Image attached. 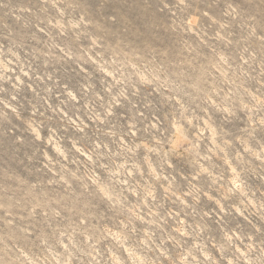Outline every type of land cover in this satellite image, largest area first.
<instances>
[{
    "label": "rangeland",
    "instance_id": "1",
    "mask_svg": "<svg viewBox=\"0 0 264 264\" xmlns=\"http://www.w3.org/2000/svg\"><path fill=\"white\" fill-rule=\"evenodd\" d=\"M264 264V0H0V264Z\"/></svg>",
    "mask_w": 264,
    "mask_h": 264
},
{
    "label": "clouds",
    "instance_id": "2",
    "mask_svg": "<svg viewBox=\"0 0 264 264\" xmlns=\"http://www.w3.org/2000/svg\"><path fill=\"white\" fill-rule=\"evenodd\" d=\"M200 249L198 248L196 252H189L187 256L184 257L186 264H212V257L211 253L208 252L203 260L198 259L200 255ZM229 264H232V262H229ZM237 264H239V261L237 259Z\"/></svg>",
    "mask_w": 264,
    "mask_h": 264
}]
</instances>
